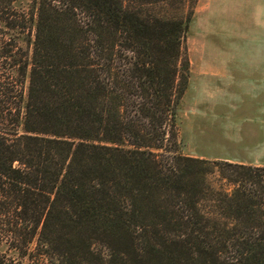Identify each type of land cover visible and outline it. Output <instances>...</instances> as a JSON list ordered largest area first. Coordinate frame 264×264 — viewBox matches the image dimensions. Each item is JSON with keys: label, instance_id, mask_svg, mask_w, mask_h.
<instances>
[{"label": "trees", "instance_id": "16d2710c", "mask_svg": "<svg viewBox=\"0 0 264 264\" xmlns=\"http://www.w3.org/2000/svg\"><path fill=\"white\" fill-rule=\"evenodd\" d=\"M194 0H0V264H264V166L178 152Z\"/></svg>", "mask_w": 264, "mask_h": 264}, {"label": "rangeland", "instance_id": "374dc122", "mask_svg": "<svg viewBox=\"0 0 264 264\" xmlns=\"http://www.w3.org/2000/svg\"><path fill=\"white\" fill-rule=\"evenodd\" d=\"M29 3L30 0H17L16 5L27 9ZM185 11L192 14L183 45L188 59V81L177 108V139L178 152L190 155L198 147L219 148L216 145L219 135L210 128L223 124L226 118L233 136H245L247 127L256 123L254 116L238 105L244 98L240 91L233 98L230 94L237 88L234 82H240L243 73L252 71L242 61L258 55L264 18L263 2L257 0H194L186 5ZM200 61L209 62L217 72L209 83L195 74ZM230 73H234L233 82L229 80ZM229 83L232 87L227 89ZM228 97L233 107L227 109L229 115L225 118L222 105ZM211 136L212 142L208 143Z\"/></svg>", "mask_w": 264, "mask_h": 264}, {"label": "crops", "instance_id": "0c3cea01", "mask_svg": "<svg viewBox=\"0 0 264 264\" xmlns=\"http://www.w3.org/2000/svg\"><path fill=\"white\" fill-rule=\"evenodd\" d=\"M257 1L263 2L262 17L264 18V0ZM258 38L260 39L258 42L260 43L257 50L258 55L245 58L242 61L250 66L252 71L243 73L240 82H234L237 88L230 94L231 98H233L232 96L240 91L239 95L241 94L244 98L238 101V105L240 104L246 114L251 113L256 119V123H252L250 127H247L245 136L239 137L240 135L237 136V133V135L233 136V129L226 118L229 115L227 109H232L233 101H229V97L228 99L225 98L222 108L226 119L223 124L212 125L210 128L213 131H211L212 133L219 135V141L216 144L219 148L211 150L207 147H198L194 150V153L185 156L225 160L251 166H264V26L261 27V33ZM225 61L232 63L230 59ZM198 65L195 74L198 77L203 76L204 78L202 79H206L208 83L210 77L213 78L214 75H217V72L209 65V62L200 61ZM233 75L234 73H230L229 80L232 82L235 80ZM231 87L232 83H229L227 89ZM229 112L231 113V110ZM212 139V136L209 139L207 138L208 143H211Z\"/></svg>", "mask_w": 264, "mask_h": 264}]
</instances>
